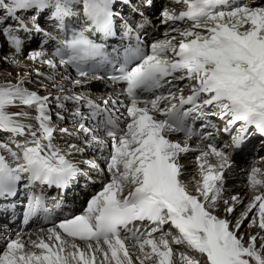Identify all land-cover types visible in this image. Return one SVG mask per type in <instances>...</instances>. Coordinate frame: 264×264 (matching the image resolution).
Segmentation results:
<instances>
[{
  "label": "snow or ice",
  "instance_id": "snow-or-ice-1",
  "mask_svg": "<svg viewBox=\"0 0 264 264\" xmlns=\"http://www.w3.org/2000/svg\"><path fill=\"white\" fill-rule=\"evenodd\" d=\"M154 7L0 0V264H264V0Z\"/></svg>",
  "mask_w": 264,
  "mask_h": 264
},
{
  "label": "bare ground",
  "instance_id": "bare-ground-1",
  "mask_svg": "<svg viewBox=\"0 0 264 264\" xmlns=\"http://www.w3.org/2000/svg\"><path fill=\"white\" fill-rule=\"evenodd\" d=\"M165 4L170 5V0L160 1L159 3L155 4V7L150 12L147 13V15H149L152 22L154 24H156V29L153 30L155 32L154 35H159L161 38H163V31H164L166 26L159 23L158 13L162 9V6H164ZM160 6H161V9L158 11V9H156V7L158 8ZM35 47H36L35 44L28 46L29 49H32ZM42 70L46 71V69H42ZM0 80H3L2 75H0ZM93 83L94 82H92L89 85V89L91 90V92H93L96 96L104 95L103 89L105 88V86L104 87H98V88H94V87L92 88V85H94ZM94 86H97V85H94ZM28 87L34 89V85H28ZM41 94H43V92H41ZM185 94H187V91H185ZM13 111H15V109H13ZM213 119H215V118H213ZM53 120H54V122H56L60 126H69L67 120L63 121V122L56 121L55 115L53 116ZM57 142L63 143V141L60 140L59 138H58ZM250 146H252V152L249 154V157H252V156L253 157H259V156H257V153L259 154L261 151H264V150H261V151L256 150L257 147H261V140L251 141ZM190 156H191V159L194 160V154H190ZM85 158H92V150H86ZM238 158H239V156H238ZM237 163L242 165V161L237 160ZM189 171L190 172L194 171V165L192 163H189ZM245 183H246V179L244 178L243 174H241L239 171H236L228 179L227 187L231 190L232 193H239L240 195L243 196L245 194V192L247 191V189L245 188ZM98 188H99L98 183L95 185H92V186H90V192H94V191L98 190ZM75 193H79V196L77 197L75 195ZM50 195L55 196L56 192L52 191V192H50ZM84 200H85V194L83 192H81L79 186L75 187V192H73V190L72 191L69 190L68 193L65 195V203L68 204L69 206H71L72 210L76 211V212L81 210V207L84 203ZM0 229H2V228H0ZM29 231H32V230H29ZM0 247H3V240L2 239H0Z\"/></svg>",
  "mask_w": 264,
  "mask_h": 264
},
{
  "label": "rangeland",
  "instance_id": "rangeland-1",
  "mask_svg": "<svg viewBox=\"0 0 264 264\" xmlns=\"http://www.w3.org/2000/svg\"><path fill=\"white\" fill-rule=\"evenodd\" d=\"M160 1H163V0H154V4H157V3H159ZM156 9H158V11L161 9V6L160 7H156ZM94 85H97V86H94V85H92V88L94 87V88H98V87H104V85L102 84V83H100V82H98V81H94V83H93ZM260 156L261 155V152L258 154L257 153V156Z\"/></svg>",
  "mask_w": 264,
  "mask_h": 264
}]
</instances>
